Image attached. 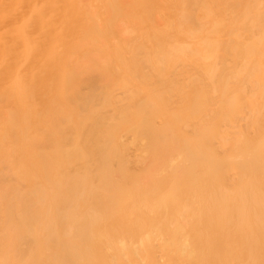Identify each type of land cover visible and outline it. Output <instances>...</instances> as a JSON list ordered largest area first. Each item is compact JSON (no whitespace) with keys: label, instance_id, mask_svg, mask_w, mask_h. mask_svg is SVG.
Segmentation results:
<instances>
[{"label":"bare ground","instance_id":"obj_1","mask_svg":"<svg viewBox=\"0 0 264 264\" xmlns=\"http://www.w3.org/2000/svg\"><path fill=\"white\" fill-rule=\"evenodd\" d=\"M261 255L264 0H0V264Z\"/></svg>","mask_w":264,"mask_h":264},{"label":"rangeland","instance_id":"obj_2","mask_svg":"<svg viewBox=\"0 0 264 264\" xmlns=\"http://www.w3.org/2000/svg\"><path fill=\"white\" fill-rule=\"evenodd\" d=\"M64 256H65V255H64ZM55 257H57V256H55ZM55 257H54V258H55ZM61 257H62L61 259H63V256H61ZM65 257H66V260H67V258H69V259L72 258L71 256H69V257L65 256ZM65 257H64V259H65ZM263 257H264V255H263ZM57 259H59V258L57 257ZM69 259H68V260H69ZM260 262H261V263H264L263 258H262V255L260 256Z\"/></svg>","mask_w":264,"mask_h":264}]
</instances>
